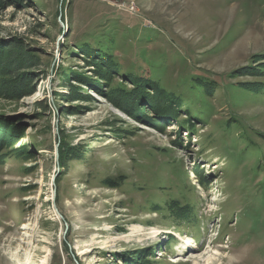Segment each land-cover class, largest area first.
<instances>
[{
  "label": "rangeland",
  "instance_id": "rangeland-1",
  "mask_svg": "<svg viewBox=\"0 0 264 264\" xmlns=\"http://www.w3.org/2000/svg\"><path fill=\"white\" fill-rule=\"evenodd\" d=\"M19 43L37 61L0 82V264H264V0H2L0 48ZM129 73L176 116L117 104Z\"/></svg>",
  "mask_w": 264,
  "mask_h": 264
},
{
  "label": "trees",
  "instance_id": "trees-1",
  "mask_svg": "<svg viewBox=\"0 0 264 264\" xmlns=\"http://www.w3.org/2000/svg\"><path fill=\"white\" fill-rule=\"evenodd\" d=\"M2 0H0L1 2ZM16 40L15 42H17ZM14 42V41H13ZM20 44V43H19ZM22 44L23 48L20 46ZM19 45V48L12 47V46H2L4 49L0 48V82L5 85L7 81H11L12 79H15L18 75V72L21 67L29 66L30 64L36 63V56L32 55L30 50L26 49V46L21 43ZM85 45V44H84ZM87 50L84 51L88 56H91L93 54L94 61H91L95 65V71L96 74L100 78L108 79L111 75V72L109 70H112L114 73L119 70V66L117 65L118 62H114L112 60V57L107 55L106 57H103L101 53L98 54L94 49L89 48L88 46L85 47ZM9 52V54L7 53ZM1 66L4 67V69H1ZM130 80L136 84V86L130 88L127 90L126 88L122 87H113L109 88L108 94L112 99L115 97L116 99H119V102L117 104H122L124 106L128 105H136L137 104V96L140 95L143 100H147L151 106L155 107L158 111H168L170 114L172 113L175 115L176 107L180 106V98L176 97L175 95L166 92L158 85L157 81L147 78H137L132 73H129ZM154 76V75H153ZM199 78V77H198ZM150 84L151 93H147L146 91H143L145 88V85ZM199 88L206 89L208 88V91H210V84L209 82H206L205 80H201L196 84ZM13 89V88H12ZM140 89V90H138ZM129 98V99H128ZM132 100V101H129ZM115 101V100H114ZM127 102V103H125ZM129 107V106H128ZM187 112L188 110L185 109ZM176 116V115H175ZM66 159H61V162H65Z\"/></svg>",
  "mask_w": 264,
  "mask_h": 264
},
{
  "label": "bare ground",
  "instance_id": "bare-ground-1",
  "mask_svg": "<svg viewBox=\"0 0 264 264\" xmlns=\"http://www.w3.org/2000/svg\"><path fill=\"white\" fill-rule=\"evenodd\" d=\"M24 260H25V261H24V263H22V264H32L31 258L26 257ZM178 260H179V259H178ZM41 264H46V259L42 260Z\"/></svg>",
  "mask_w": 264,
  "mask_h": 264
}]
</instances>
